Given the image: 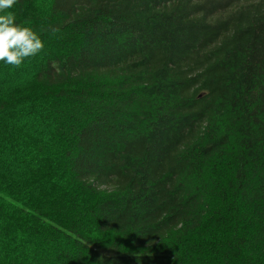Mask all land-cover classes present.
Masks as SVG:
<instances>
[{
  "label": "trees",
  "instance_id": "1",
  "mask_svg": "<svg viewBox=\"0 0 264 264\" xmlns=\"http://www.w3.org/2000/svg\"><path fill=\"white\" fill-rule=\"evenodd\" d=\"M41 4L0 62V264H264V0Z\"/></svg>",
  "mask_w": 264,
  "mask_h": 264
},
{
  "label": "clouds",
  "instance_id": "2",
  "mask_svg": "<svg viewBox=\"0 0 264 264\" xmlns=\"http://www.w3.org/2000/svg\"><path fill=\"white\" fill-rule=\"evenodd\" d=\"M16 3L17 0H0V62L13 68H19L44 48L39 35L31 27L16 23L15 14L8 11Z\"/></svg>",
  "mask_w": 264,
  "mask_h": 264
},
{
  "label": "rangeland",
  "instance_id": "3",
  "mask_svg": "<svg viewBox=\"0 0 264 264\" xmlns=\"http://www.w3.org/2000/svg\"><path fill=\"white\" fill-rule=\"evenodd\" d=\"M47 0H34V6H38V5H42L41 4V2H46ZM9 11V10H8ZM27 61H28V58L24 61V63L22 64V66H25V67H27V65H29V63H27ZM26 69H29V67H27ZM26 69H24L23 70V76H24V78H26L27 79V82H29L30 80H31V76L33 75L32 74V72H31V70H26ZM17 111V110H16ZM19 111V110H18ZM19 113L22 115L23 113H25V111H19ZM0 119H2V120H4L5 121V123H7V120H5V119H3V118H0ZM26 122V120L25 119H23L21 116H20V118L19 119H12V122L10 123V124H4V125H6L5 126V128H3V129H0V142L2 141V139H3V137H4V133H5V131H7V128L9 127V126H13V125H15V124H17L18 125V127H21L19 124L20 123H25ZM8 126V127H7ZM33 140H36V138L35 139H33ZM12 169H15V165H12V167H11V169H9V170H12ZM6 170H8V169H6ZM8 170V171H9Z\"/></svg>",
  "mask_w": 264,
  "mask_h": 264
}]
</instances>
